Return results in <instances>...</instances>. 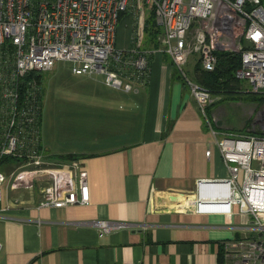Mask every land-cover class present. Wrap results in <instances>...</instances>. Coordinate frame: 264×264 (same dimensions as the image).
<instances>
[{
  "label": "crops",
  "instance_id": "obj_1",
  "mask_svg": "<svg viewBox=\"0 0 264 264\" xmlns=\"http://www.w3.org/2000/svg\"><path fill=\"white\" fill-rule=\"evenodd\" d=\"M124 27L119 49L131 45V27ZM147 51V80L138 89L102 80L120 91L100 99L110 105L101 110L112 112L99 126L108 132L56 150L80 154L88 173L87 204L39 206L44 179L18 177L16 163L1 166L0 264H215L234 255L229 243L252 234L239 226L246 214L212 208L215 202L206 197L196 201L198 181L226 178L228 168L186 81L167 54ZM215 108L205 112L213 127L230 130L214 123ZM40 141L49 154L41 110ZM101 219L119 226L100 234Z\"/></svg>",
  "mask_w": 264,
  "mask_h": 264
},
{
  "label": "built area",
  "instance_id": "obj_2",
  "mask_svg": "<svg viewBox=\"0 0 264 264\" xmlns=\"http://www.w3.org/2000/svg\"><path fill=\"white\" fill-rule=\"evenodd\" d=\"M128 7L134 10L129 13L134 45L119 49L118 17ZM150 10L161 27L158 49L186 81L228 168V176L205 197L221 204L223 212L246 214L239 226L252 232L229 243L234 255L215 264H264V133L213 127L205 112L216 98L184 68L195 57L202 69L212 70L216 50L233 51L240 54L235 75L264 92V0H0V158H22L18 177L44 179L39 206L87 204L88 173L79 159L46 157L40 141V84L23 77L63 59L71 61L75 73L100 74L106 85L138 89L149 70L138 46ZM6 42L13 46L10 55ZM3 180L0 171V184ZM199 194L198 204L204 202ZM97 226L102 234L119 223L101 219Z\"/></svg>",
  "mask_w": 264,
  "mask_h": 264
},
{
  "label": "rangeland",
  "instance_id": "obj_3",
  "mask_svg": "<svg viewBox=\"0 0 264 264\" xmlns=\"http://www.w3.org/2000/svg\"><path fill=\"white\" fill-rule=\"evenodd\" d=\"M126 11L131 13L134 10L132 7H128ZM126 15H123L118 23L120 32L116 39L119 41L124 39L121 25L125 28L126 21L123 24V20ZM128 23H133L131 16ZM126 35L128 36V33ZM131 36L134 37V33H129L130 46H133ZM159 36L160 34L157 37L158 40ZM139 39L143 40V32ZM194 63L195 61L193 64L191 63V67L189 62L184 66L189 77V72ZM71 66V61L59 59L51 69L42 73L40 83L41 88H43L41 95L42 142L43 146L46 147L45 150L49 153L46 154L49 159H59L56 153L57 148L68 145L79 147L83 140L91 137L95 138V141L96 138L101 137V133L108 132L99 126L104 123V118L111 116L112 112L109 109L108 111L101 110L102 107L110 108V105L101 102L100 99H104L110 93L120 92L108 88L102 82V75L75 73ZM174 69L176 73L181 75L175 66ZM240 80L243 88H250L247 80ZM257 92L264 95V92ZM236 94L238 95L237 98H227L212 104L214 108L216 107L213 109L215 111L214 123L224 124L230 127L232 131L264 133V101L250 100L243 89ZM193 191L196 192V187Z\"/></svg>",
  "mask_w": 264,
  "mask_h": 264
},
{
  "label": "trees",
  "instance_id": "obj_4",
  "mask_svg": "<svg viewBox=\"0 0 264 264\" xmlns=\"http://www.w3.org/2000/svg\"><path fill=\"white\" fill-rule=\"evenodd\" d=\"M123 15H126V17H124L123 23L125 21L126 23H128L130 19V14L127 13V11H122L119 13L118 19L120 20L123 17ZM142 32H143V40L142 43L138 46V48L141 49V51L145 54L146 52H148L147 51L148 49L150 50L158 49L160 45L157 37L161 33V27L159 24L156 23L153 12L151 10L148 11L144 19ZM4 46L6 48V53L10 55V53L13 51V46L8 42H6ZM215 53L217 56V62L214 69L204 70L201 68L200 64L196 62L194 63L191 71L189 72L190 78H192L194 81L198 82L199 84L207 88L211 92L212 96L216 98V100H213L210 104L206 106V111L208 108V112H209V108L221 100H225L227 98L229 99L237 98L238 95L236 94V92L241 91V89H243L246 92L250 100H255L259 102L264 101V95L260 94L257 91L252 90L251 88H247V87L243 88L241 86V80H240L241 78L235 75V70L240 63L239 53L225 49H218L215 51ZM42 73L43 71H37V70L29 71L24 74L23 80L34 77L40 84ZM182 79L184 78L182 77ZM38 91H39L40 109H41V95L43 92V88H41L40 86V89H38ZM58 156L59 159L62 160V159L77 158L78 156H80V154L69 153ZM21 161L22 158H18L17 156L5 155L0 158V168L4 163H8V162L16 163L17 164L16 166H18V164ZM222 252L223 251L221 250L219 251L220 254L218 255V261L222 260L221 257Z\"/></svg>",
  "mask_w": 264,
  "mask_h": 264
},
{
  "label": "water",
  "instance_id": "obj_5",
  "mask_svg": "<svg viewBox=\"0 0 264 264\" xmlns=\"http://www.w3.org/2000/svg\"><path fill=\"white\" fill-rule=\"evenodd\" d=\"M224 178H215V179H200L197 183V189L198 191L200 190V187L205 189L206 192H211L212 190H214L215 185L217 182H221L223 181Z\"/></svg>",
  "mask_w": 264,
  "mask_h": 264
},
{
  "label": "bare ground",
  "instance_id": "obj_6",
  "mask_svg": "<svg viewBox=\"0 0 264 264\" xmlns=\"http://www.w3.org/2000/svg\"><path fill=\"white\" fill-rule=\"evenodd\" d=\"M200 191L203 193L202 195H200V196H202V197H205V195H206V193H208V192H206V190L205 189H203V188H201L200 187ZM214 193V192H213ZM180 195H182V194H180ZM183 199V198H182ZM190 199H191V202L192 203H194V201H195V199L192 197V196H190ZM189 199V200H190ZM194 200V201H193ZM186 202H188V201H186ZM212 208H221V207H223L221 204H220V206H216V205H212L211 206Z\"/></svg>",
  "mask_w": 264,
  "mask_h": 264
}]
</instances>
